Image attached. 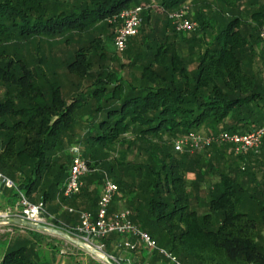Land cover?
Listing matches in <instances>:
<instances>
[{"label": "trees", "instance_id": "trees-1", "mask_svg": "<svg viewBox=\"0 0 264 264\" xmlns=\"http://www.w3.org/2000/svg\"><path fill=\"white\" fill-rule=\"evenodd\" d=\"M158 1L167 13L190 0ZM212 1L216 15L197 14L199 30L188 39L198 46L195 69L189 70L178 53L177 33L168 20L171 34L152 41L149 34L144 36L145 51L138 49L129 63H140V74L132 82L109 64L116 59L107 54L104 37L114 41L116 26L109 22L114 15L150 0H0V88L4 91L0 172L14 179L32 203L36 199L53 202L60 197L69 170L57 166L53 156L81 122L86 130L82 156L90 169L104 168L110 176L127 167L138 172L140 192L131 194L134 221L181 262L264 264V199L252 205L253 197L240 178L220 172L209 189L208 212L199 215L193 204L203 182L201 162L174 150L175 140L202 128L204 133H247L264 124V85L258 74L243 68L247 49L252 40L258 42V29L264 24V0ZM246 3L253 6L248 12L254 25L240 16L226 17V11ZM142 17L141 29L151 19L146 11ZM209 30L216 33L206 40ZM135 37L129 40V50L136 48ZM73 46L60 62L77 81L71 82L76 91L68 100L50 59L56 48ZM116 147L118 158L109 164V153ZM132 150L142 156L136 164L126 162ZM215 152L225 156L223 151ZM239 173L247 174L242 169ZM188 174L195 176L190 187ZM102 179V174L86 175L81 192L74 196L79 202L68 203L73 197L62 201L95 215L100 191H90L89 186L99 185ZM5 190L13 205L18 193ZM57 219L58 227L62 228L61 222L74 228L79 215L65 211ZM8 227L26 236L4 242L0 264H54L36 248L45 234ZM132 252L139 264L151 258L163 263L158 253L148 255L140 246Z\"/></svg>", "mask_w": 264, "mask_h": 264}, {"label": "rangeland", "instance_id": "rangeland-1", "mask_svg": "<svg viewBox=\"0 0 264 264\" xmlns=\"http://www.w3.org/2000/svg\"><path fill=\"white\" fill-rule=\"evenodd\" d=\"M146 8V12L150 13V23L149 25H144L142 29H140V33L135 37L137 44L136 48L134 47L132 50H129L130 44L128 42L127 49L123 53H119L116 51L114 43L110 40L104 37V46L105 50L108 55L114 56L115 61L110 62L109 64L112 65V68L121 71L123 77L127 81H134L136 78H138L140 74V63H136L134 65L129 66V63H132L134 58L136 57V51L138 49H141V52L145 51V46L142 45V40L144 36L149 34V40H160L164 34H171V27H166L167 21L169 19V15L172 13L170 12H164V10L161 8L160 3L158 0H150V3H142ZM187 12V17L192 21L196 22L195 18L197 14H200L201 16H206L209 18L210 16L216 15V4L212 0H190L183 6ZM253 6L249 3L243 4L240 7H238L236 10L233 11H226V17L230 18L233 16H240L243 21L246 22L247 25H254V23L251 22V15L250 12H248ZM171 22V20H170ZM198 24V23H197ZM263 27L258 29V42L253 43V40L251 41L250 48L247 49V56L244 58V65L243 68L246 72H254L258 74V79L262 82V85H264V60L261 58L264 56V48H263V42L260 37V33L262 31ZM199 30V24L197 26V29L192 33H177L176 37V45L178 53L185 59L186 65L189 70H194L196 67V51L198 49L197 44L194 42L188 41V39L193 36L194 34H197L196 32ZM249 32V31H247ZM216 33V31L211 32L210 30L205 36L206 40H210L212 36ZM197 37L199 35H196ZM255 42V41H254ZM59 46V45H58ZM35 46L30 47V50L33 54L36 55ZM252 47V51H251ZM194 48V49H192ZM74 50L73 47L67 48H56L55 49V55L52 57L51 60V67L56 71L57 73V79L62 82L63 86V92L65 95V98L70 100L71 94H73L76 89L71 85V82L75 83L77 82L75 78L69 76L66 74V71L64 68L60 65V62L68 56L69 53H72ZM45 51V50H44ZM46 60H49L48 54H45ZM37 65V64H36ZM123 66V68H122ZM43 67V65H42ZM46 70V67H43ZM48 77L53 80L51 77V74H48ZM3 89L0 88V100L3 97ZM85 125L83 123H79L74 129L70 132V136H67L64 140V145L61 147L60 150H58L55 155L53 156V161L56 162V165H64L66 169H69L71 158L70 154V148L72 146H80L82 150V155L86 153V147L83 143H81V140L84 137L85 134ZM200 132L204 133L205 128H202ZM216 147H211L207 149L205 152H189L186 153V155L192 159V160H200V166L199 169L203 171L202 179L203 182L200 186L199 192H198V201L194 202L193 209L197 211L199 215H203L208 212V201H209V189L211 188L212 183L216 182L219 178L220 172H225L227 174H231V171H227L230 169V162L232 158H238L234 155H231V150L227 146L222 145H214ZM118 148L116 147L112 149L109 153L108 162L109 164L113 163L112 158L116 157L118 158ZM120 149V148H119ZM216 150H220L225 152V157L228 158V161H218L216 160ZM142 159V156L138 155V150H132L129 151L126 157V162H132L133 164H136ZM238 160V159H237ZM205 164V165H204ZM227 165V166H226ZM203 166V167H202ZM138 172L134 171L131 167L123 168L120 170H115V175L110 176L104 168H97L91 172H89L87 175L91 174H102L103 179L101 180V183L97 186L90 185L89 190L93 191L94 188H98V190L101 193V188L105 179V176L112 179L116 184L118 183V180H121L123 183L117 184L118 186V192L116 193L114 197V208H111L110 206V214L117 212V210L121 211H129L131 213V218L133 223L139 227V225L134 221V214H133V199L131 198V194L135 195L140 192V188L138 186L140 178L138 177ZM16 175L19 177L20 172H16ZM236 175H232V177H235ZM245 176H242L244 178ZM187 182L188 186L190 187L191 182L194 180L195 176L194 174H188L187 175ZM143 179V178H142ZM14 182H16L14 179H11ZM84 186V185H83ZM81 192V191H80ZM79 192V193H80ZM78 193V194H79ZM77 194V195H78ZM194 196V194H193ZM60 200H62L61 197H59ZM37 203L41 202L40 199L35 200ZM79 199L72 198L69 200L68 203H78ZM10 201L5 204L3 201L0 200V211H3L7 208H9ZM68 207V206H66ZM46 209L49 214L53 216V213L51 210L49 211V207L46 206ZM68 209H72V214H80V212H91L90 209H81L77 210L75 206H69L65 211H68ZM55 210V209H54ZM70 212V211H69ZM97 212V210H96ZM56 220L57 217L53 216ZM80 224V218L78 221V224ZM60 226L63 229H69V225L63 224L60 222ZM140 228V227H139ZM141 229V228H140ZM154 229V228H153ZM153 229H149L150 231H153ZM145 232L150 233L148 230H143ZM157 231V232H156ZM155 233L159 234L158 230H156ZM24 236H26V233H23L22 231H13L8 226H0V257L1 254L4 252V242H14L18 239H22ZM155 242L157 243L156 239L153 238ZM120 240H117L116 238H107L106 241L100 240L98 242H95L98 246L102 248V250L112 256L117 264H139V262L135 261V258H133V252L131 250H128L126 248L118 246V248L115 249H109V245H112L113 242L119 244ZM160 242V241H159ZM36 248L39 250L42 254V256L47 257L50 261H52L54 264H103L100 260L94 258L90 254H88L86 251L76 248L73 245H71L68 242H64V240L58 239V237L45 234L41 238H39L38 243H36ZM158 246H162L159 243H157ZM163 248L165 246H162ZM166 249H169L165 247ZM62 250L65 253H62ZM82 254V255H81ZM148 255H150L148 253ZM176 255V254H175ZM174 255V256H175ZM177 256V255H176ZM149 258V256H148ZM178 259H180L179 256H177ZM137 260V259H136ZM163 260V263L156 262L153 258L150 260L148 259L145 262H142L140 264H168L166 260ZM188 264H192L191 262H188Z\"/></svg>", "mask_w": 264, "mask_h": 264}, {"label": "built area", "instance_id": "built-area-1", "mask_svg": "<svg viewBox=\"0 0 264 264\" xmlns=\"http://www.w3.org/2000/svg\"><path fill=\"white\" fill-rule=\"evenodd\" d=\"M145 10L146 8L142 5L124 9L114 15L109 21L116 26L113 43L117 52L123 53L127 49L129 40L140 33L143 24L142 13ZM169 19L177 33H192L198 26L197 22H192L187 17L184 7L172 12L169 15ZM260 37L264 48V28L260 33ZM214 145L229 146L233 155L237 157L249 153L258 154L264 146V124L247 133H232L225 130L217 133L191 132L174 141V150L180 154L195 151L205 152ZM70 154L71 163L67 178L59 194L61 198L65 199H70L81 191L84 185V178L92 171L82 156L80 146H72ZM0 187L15 190L18 193L16 202L9 208L0 211V220L15 218L34 224L56 227L100 251H103L102 248L95 242L115 234L124 238L119 243L120 247L133 251L140 246L150 254L158 253L168 264H186L181 262L167 249L159 247L149 233L136 226L131 219L129 211L110 214V206L118 192V186L107 176H105L101 188L95 215L91 212H80V224L69 229L58 227L55 223L56 219L48 213L44 202L32 203L23 192L18 190L14 182L1 172ZM0 226L10 225L2 224ZM62 253L65 252L62 250Z\"/></svg>", "mask_w": 264, "mask_h": 264}, {"label": "crops", "instance_id": "crops-1", "mask_svg": "<svg viewBox=\"0 0 264 264\" xmlns=\"http://www.w3.org/2000/svg\"><path fill=\"white\" fill-rule=\"evenodd\" d=\"M237 159L232 158V160L230 162V165H231L230 169L227 168L228 169L227 171H231L232 175L235 174L236 176H238L240 178V180H239L240 184L244 185V187L249 190L250 195L253 197L252 199H249V203H251L252 205L253 204L255 205L259 201V198L264 199V146L258 154L249 153V154H246L243 157L237 158ZM216 160L228 161V158H226L225 156L223 157V156L217 155ZM239 169H242V171L247 172V174L241 175L239 173ZM242 176H245V177L241 179ZM6 194H7V192H6L5 188L0 187V200L3 201V203H5V204L8 203V198H7ZM114 205H115L114 202H112L111 208H114ZM46 206L49 207V211L51 210V212L53 213V216H56L60 220L61 215L65 212V210L70 205H68L67 202L66 203L63 202L58 197L53 202L47 203ZM66 206H68V207H66ZM70 210H72V209H68V211H70ZM119 211L120 210H117V212H119ZM117 212H115V213H117ZM112 214H114V213H112ZM261 230L264 234V227H261ZM58 239L64 240V239L59 238V237H58ZM122 239H124V238L121 237L119 243L122 241ZM64 242H67V241L64 240ZM118 246H119V244L113 242V244L110 247L115 249V248H118ZM135 261L139 262V259L135 258Z\"/></svg>", "mask_w": 264, "mask_h": 264}, {"label": "water", "instance_id": "water-1", "mask_svg": "<svg viewBox=\"0 0 264 264\" xmlns=\"http://www.w3.org/2000/svg\"><path fill=\"white\" fill-rule=\"evenodd\" d=\"M2 224L21 227L27 230L36 231L42 234H49V235L62 238L66 240L68 243H70L71 245H73L74 247L86 251L88 254H90L94 258L100 260L103 264H117L114 258L110 256L109 254L86 244L82 240L74 238L71 234H69L68 232L62 229H59L56 227H49V226H45L41 224H34V223H31V222H28L22 219H15V218H10L7 220H0V225Z\"/></svg>", "mask_w": 264, "mask_h": 264}]
</instances>
